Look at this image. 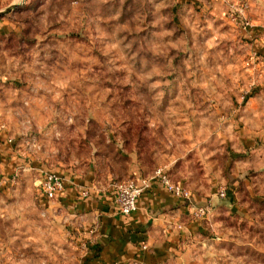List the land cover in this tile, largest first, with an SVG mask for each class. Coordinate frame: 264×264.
<instances>
[{
    "label": "rangeland",
    "instance_id": "374dc122",
    "mask_svg": "<svg viewBox=\"0 0 264 264\" xmlns=\"http://www.w3.org/2000/svg\"><path fill=\"white\" fill-rule=\"evenodd\" d=\"M0 125L50 171L164 167L210 213L160 264H264V0H0ZM65 214L21 173L0 264H80Z\"/></svg>",
    "mask_w": 264,
    "mask_h": 264
},
{
    "label": "crops",
    "instance_id": "0c3cea01",
    "mask_svg": "<svg viewBox=\"0 0 264 264\" xmlns=\"http://www.w3.org/2000/svg\"><path fill=\"white\" fill-rule=\"evenodd\" d=\"M9 138L14 137L9 132H0V190L15 181L22 166L32 165L40 181L44 172L50 170L42 163L27 160L16 138L14 143ZM136 158L131 153L128 161L133 174L124 179L110 176V172L108 178L91 171L84 176L55 172L65 178V191L57 201L45 202L56 203L68 216V229L82 248L80 264H160L167 253L176 249L179 238L194 235L203 228L200 220L194 218L189 203L158 183L138 199L137 210L131 216L117 213L109 192L111 183L152 174H142ZM81 188L91 190V195L81 197Z\"/></svg>",
    "mask_w": 264,
    "mask_h": 264
},
{
    "label": "built area",
    "instance_id": "2783aa9c",
    "mask_svg": "<svg viewBox=\"0 0 264 264\" xmlns=\"http://www.w3.org/2000/svg\"><path fill=\"white\" fill-rule=\"evenodd\" d=\"M229 6L236 12V14H230L233 22L238 24L240 23V19H245V11L248 8L247 4L232 3ZM248 26V23H244L243 28L247 29ZM2 131L8 132L4 125H0V132ZM9 142L14 143V138H9ZM25 158L27 159L26 156ZM30 170L35 171L32 165L20 167L14 177V180H17L21 173ZM65 183V178L59 174L52 171L44 172L42 178L39 181L41 197L48 202L57 201L60 198V195L65 191ZM154 183L161 184L176 197L186 200L189 203L191 210L194 212L193 214L196 219H201L210 213V208L208 207H195V204L192 202L191 193L186 190L181 183L173 182L164 167L155 169V171L147 177L113 181L109 187V192L112 195L113 203L117 213L124 217L131 216L137 210L138 199L145 192L150 190ZM80 195L83 198H87L91 195V190L81 188ZM220 195L224 198L226 196V192L221 191Z\"/></svg>",
    "mask_w": 264,
    "mask_h": 264
}]
</instances>
